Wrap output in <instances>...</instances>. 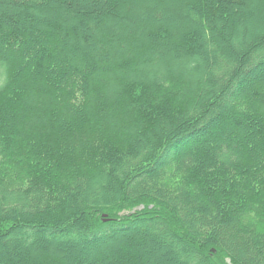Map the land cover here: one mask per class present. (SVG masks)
Returning <instances> with one entry per match:
<instances>
[{"label":"trees","instance_id":"1","mask_svg":"<svg viewBox=\"0 0 264 264\" xmlns=\"http://www.w3.org/2000/svg\"><path fill=\"white\" fill-rule=\"evenodd\" d=\"M0 264H264V0H0Z\"/></svg>","mask_w":264,"mask_h":264}]
</instances>
